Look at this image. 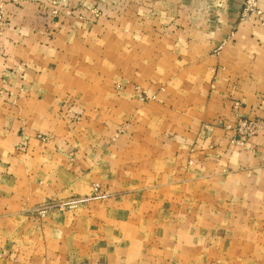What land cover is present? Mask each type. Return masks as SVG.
<instances>
[{"label": "crops", "instance_id": "0c3cea01", "mask_svg": "<svg viewBox=\"0 0 264 264\" xmlns=\"http://www.w3.org/2000/svg\"><path fill=\"white\" fill-rule=\"evenodd\" d=\"M59 1L4 0L0 264H264V0Z\"/></svg>", "mask_w": 264, "mask_h": 264}, {"label": "rangeland", "instance_id": "374dc122", "mask_svg": "<svg viewBox=\"0 0 264 264\" xmlns=\"http://www.w3.org/2000/svg\"><path fill=\"white\" fill-rule=\"evenodd\" d=\"M136 1L137 0H130L129 2L136 3ZM27 2H32L33 4H35L37 13L43 16V19L45 20H54L59 17L61 18L64 12H69L71 14L80 11L79 7H70L69 2H67L66 5V3H63L59 0H9V3L17 8L22 7ZM89 3L91 6L87 9V12L90 14V17L85 19L82 13H78L77 18H79V20H82L84 18V20H86L87 22H91L92 19H97L101 15L102 0H89ZM5 5L6 3L4 2V0H0V32L8 23V14L6 12ZM237 20L238 23L253 21L262 24L263 21L261 17V11L258 8L257 0H250L249 2L248 0H244L241 5ZM215 50V52H218L219 48L217 47ZM259 130L260 126L256 122L248 121L242 118L239 119L235 125L233 132L235 137L237 138L235 143L237 142L238 144H241L245 142L249 137L258 134ZM97 186L99 187V185ZM40 212L42 211H39V214Z\"/></svg>", "mask_w": 264, "mask_h": 264}, {"label": "built area", "instance_id": "2783aa9c", "mask_svg": "<svg viewBox=\"0 0 264 264\" xmlns=\"http://www.w3.org/2000/svg\"><path fill=\"white\" fill-rule=\"evenodd\" d=\"M250 0H248V2H249ZM258 14V13H257ZM249 126V125H248ZM98 190H99V187L97 186V185H94L93 187H92V191H91V194H92V196H97L98 195ZM58 209H63L64 208V205H58V207H57ZM42 212H40V215H43L45 212H44V210L42 209L41 210Z\"/></svg>", "mask_w": 264, "mask_h": 264}]
</instances>
